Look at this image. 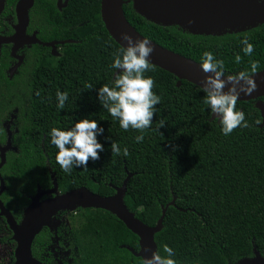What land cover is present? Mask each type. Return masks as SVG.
Listing matches in <instances>:
<instances>
[{"label":"trees","instance_id":"1","mask_svg":"<svg viewBox=\"0 0 264 264\" xmlns=\"http://www.w3.org/2000/svg\"><path fill=\"white\" fill-rule=\"evenodd\" d=\"M16 2L6 0L1 21L15 20ZM123 10L140 35L185 59L200 65L207 50L224 61L226 76L247 68L253 59L259 61L254 75L264 71V24L237 34L198 36L178 26L147 21L133 3H125ZM30 19L43 40L70 43L64 41L60 58L42 48L46 56L33 72L29 118L17 139L20 153L9 157L7 164L10 182L17 183L11 191L19 206L28 204L26 193H34L38 183L50 187L56 181L61 192L85 187L111 197L131 176L125 204L149 227H155L166 211L155 242L161 254L164 244L171 246L177 264H237L253 258L255 249L264 257V128H260L263 119L256 107L264 97L237 102L249 126L225 136L219 121L212 120L205 93L198 86L187 81L178 86V78L152 65L145 75L153 78V91L161 102L152 126L137 143L139 130L121 129L97 99L96 89L110 82L117 71L110 65L121 48L102 20L101 0H69L62 10L54 0H35ZM242 37L253 43L252 56L242 52ZM236 54L242 58L239 64ZM1 68L2 62L0 73ZM57 89L68 92L63 109L56 107ZM83 117L96 119L104 127L98 139L105 150L98 160H89L87 169L65 173L56 162L57 149L47 132L51 127H70ZM161 120L164 125L158 127ZM113 141L121 150L127 146L126 157L122 151L120 155L111 151ZM20 184L25 194L13 190ZM11 208L21 212L17 206ZM79 214L81 221L71 230L73 264H142L129 250L139 252V237L116 216L100 209H81Z\"/></svg>","mask_w":264,"mask_h":264},{"label":"water","instance_id":"2","mask_svg":"<svg viewBox=\"0 0 264 264\" xmlns=\"http://www.w3.org/2000/svg\"><path fill=\"white\" fill-rule=\"evenodd\" d=\"M5 3V0H0V16L5 9ZM125 3H133L134 10L149 22L164 27L178 26L185 32L198 36L237 34L264 24V0H128L127 2L125 0H101L102 20L110 36L121 47L126 46V42L120 39L121 33L126 32L134 39L145 38L126 20L123 10ZM34 4L35 0H19L16 7L15 33L12 36H0V60L2 46L5 44L13 43L14 52L26 44L52 47L53 51L56 49L55 43L44 44L36 34L27 35L30 11ZM61 8L59 0V9ZM150 42L153 46V52L149 57L151 65L173 74L179 80L178 86L182 84V81H187L201 87L209 73H204L199 64ZM253 78L257 84L256 90L250 95L241 92L237 102L257 101L264 97V71L254 75ZM256 107L260 110L263 119L260 128H264V102H257ZM216 119L212 117V120ZM4 162L5 159L2 163ZM130 178L131 176H128L122 187L115 188L116 194L111 197H102L85 187L59 194L58 184L54 181V187L48 193H57L56 197L40 202L39 192L25 210L20 225L1 205V215L7 218L14 233L13 239L17 243L15 264H42L33 257L32 253V244L36 236L46 227L54 230L56 216L60 212H74L78 208L105 210L121 220L131 232L139 237V252L129 249L134 256L143 260L144 257L151 256L153 251H158L155 235L163 229L166 211H163V216L155 227H149L137 219L124 200ZM237 264H264V257L255 249L253 258H245Z\"/></svg>","mask_w":264,"mask_h":264},{"label":"clouds","instance_id":"3","mask_svg":"<svg viewBox=\"0 0 264 264\" xmlns=\"http://www.w3.org/2000/svg\"><path fill=\"white\" fill-rule=\"evenodd\" d=\"M120 39L126 42L113 54L110 67L115 71L108 83L99 86L97 99L100 105L107 110L110 116L118 121L121 129L139 130L135 136L137 143L144 139V131L153 124L156 105L160 104L161 97L153 91L154 80L145 75L151 70L149 57L153 46L149 39H134L128 33H121ZM242 52L252 56L254 45L247 37H242ZM239 54L235 55V63L241 61ZM259 61L250 60L248 67L235 74L225 75V64L213 52L205 50L200 59V67L206 75L200 90L205 93L204 103L208 106L213 119L218 118L220 131L225 136L230 135L236 128L248 127L245 112L237 107V100L241 92L250 95L257 88L253 78L258 71ZM227 85V89H226ZM91 88V84L88 85ZM68 99L67 91H56V107L63 109ZM257 124L260 121H256ZM160 121L158 127H162ZM105 129L96 119L83 117L70 127H51L47 132L50 142L57 149L56 162L65 173H71L73 168H88L89 160H98L100 153L105 150L104 144L98 139L104 135ZM105 139H108L105 137ZM111 151L117 155L123 152L126 157L128 148L122 150L116 142H111ZM163 254L153 251L151 256L144 257L142 264H177L174 249L168 244L163 245ZM0 264L3 261L0 260Z\"/></svg>","mask_w":264,"mask_h":264},{"label":"flooded vegetation","instance_id":"4","mask_svg":"<svg viewBox=\"0 0 264 264\" xmlns=\"http://www.w3.org/2000/svg\"><path fill=\"white\" fill-rule=\"evenodd\" d=\"M54 1L59 9V0ZM68 1L60 0L62 8L59 10L64 9L68 5ZM18 2L19 0H17L14 9L15 20H13V17L5 18L3 21L0 19V36L7 37L15 33L14 26L17 24L16 7ZM5 9L1 16H3ZM8 27H10L12 32ZM34 34L44 44L55 43L56 49L53 51L52 47H45L40 44H26L14 52L15 45L13 43L5 44L2 46L0 60V64L2 62V71L0 73V260L3 261V264H15L17 243L13 239L14 233L7 222V218L1 215V205L14 217L16 223L20 225L24 218L25 210L31 205L39 192L41 194L40 202L54 198L57 194L48 193L52 191L54 185L42 187L38 183L34 193H26L24 186L20 184L15 186L13 190L19 189L21 194L26 193L29 202L26 206L22 204L19 206L17 199L11 191V186L17 183L10 182V174L7 172L9 157L12 158L13 155L20 153L17 139L20 134V128L29 118V92L33 72L37 63L41 61L42 56H46V53L42 52V48L48 49V53L53 57L60 58L64 46L61 42L67 41L66 39L43 40L39 35L38 29L33 28L31 25L30 19L27 35L33 36ZM4 52L7 55L4 56V60L2 61ZM3 159H5L4 163H2ZM58 193L64 194L65 192L58 190ZM11 205L13 207L17 206L21 212H14ZM81 209L78 208L74 212H60L56 216V220L65 219L68 225H71L70 228L60 225L51 230L46 227L36 236L32 244L34 258L42 264H73L76 254L73 253L74 249L70 242L71 230L77 227L81 221L79 216V210ZM72 214H74L73 217H71ZM76 222L78 224L74 226ZM38 249L41 250L39 255L37 253Z\"/></svg>","mask_w":264,"mask_h":264},{"label":"rangeland","instance_id":"5","mask_svg":"<svg viewBox=\"0 0 264 264\" xmlns=\"http://www.w3.org/2000/svg\"><path fill=\"white\" fill-rule=\"evenodd\" d=\"M55 223H56V226L57 227H59L60 225L61 226H66V227H68V228H70V226L71 225H68V223L66 222V220L65 219H57L56 221H55ZM78 224V222H76V224L74 225V223H73V225L74 226H76Z\"/></svg>","mask_w":264,"mask_h":264}]
</instances>
